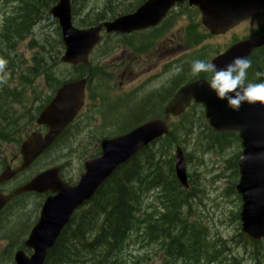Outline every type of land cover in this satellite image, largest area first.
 <instances>
[{"label": "water", "instance_id": "obj_1", "mask_svg": "<svg viewBox=\"0 0 264 264\" xmlns=\"http://www.w3.org/2000/svg\"><path fill=\"white\" fill-rule=\"evenodd\" d=\"M147 7L143 6L133 16L122 17L103 25L108 31L125 32L129 28L141 27L144 23L154 24L164 9L158 2ZM203 8L206 23L214 32H218L247 18L249 14L253 16L261 12L264 9V0H204ZM62 24L66 49L61 60L71 64L86 62L88 52L98 40L100 27L80 31L72 28L65 16ZM207 87L205 84H195L179 91L169 104L166 115L179 113L192 97L207 108L206 115L217 131L231 129L239 132L245 149L244 159L241 162L242 178L237 187V191L244 195V206L240 214L242 232L247 238L256 239L264 236V125H259L260 121L264 122V107L256 104L243 105L239 111H233L225 105L227 112L214 111L213 107L226 102L219 100ZM82 93L83 81L67 84L59 90L38 120L39 123L48 125L49 133L44 137L32 134L21 147V166L13 171H4L0 181L27 167L53 141L75 115L81 103ZM166 131V122L153 120L125 135L104 140L101 144V156L85 164V172L75 187L70 188L63 184L57 176L59 169L52 168L40 173L17 190L16 193L30 190L43 192L47 189L58 191V195L46 201L41 220L27 241V245L35 249L34 255L29 260L22 256V260L19 259L20 262L17 263L41 264L46 249L54 243L73 209L89 197L118 166ZM175 170L181 184L187 186L184 161L180 153L175 157ZM9 198L10 196L0 195V208Z\"/></svg>", "mask_w": 264, "mask_h": 264}, {"label": "rangeland", "instance_id": "obj_2", "mask_svg": "<svg viewBox=\"0 0 264 264\" xmlns=\"http://www.w3.org/2000/svg\"><path fill=\"white\" fill-rule=\"evenodd\" d=\"M102 3L104 5H102L101 10H98L92 0H72V11L77 20H84L86 18L93 19L96 17L98 11L101 14H105L107 12L110 1L102 0ZM20 6L21 0H0V24L3 26V31L0 32V41L9 47L15 40V29L11 30L9 27L6 30L4 29V25L7 22L10 23L16 21L15 17L17 16V13L15 12L17 7L19 8ZM180 23L181 22H178L176 26L171 29L172 37L177 34L176 29L179 27ZM32 25L33 22L29 27L31 28L35 26V24L33 26ZM255 25L257 26V22L253 25H247L240 28L236 30L235 33L240 35L242 32ZM54 28L55 25L52 23V20L48 18L38 22L34 29H31L25 34L29 33L35 35L34 42L36 44L39 41H43V44H45L44 41L46 39H48L49 42L53 40L54 34L52 30ZM229 38L230 36L216 37L212 39L209 38L204 42V45L207 46L206 50L208 52L210 50L217 51L220 47L227 44ZM155 45L159 50H163L174 47L175 42H160L159 40L152 42L149 48L145 51L152 58L150 63L153 61V50ZM45 46L46 49L48 46ZM98 53L99 52L95 54L94 59L97 58ZM174 54V52L165 53L164 58ZM119 58H122V56ZM164 58L157 61V63L164 61ZM52 64L53 63H49V66L53 70H56L57 66ZM151 66L155 67L157 64H153ZM117 74H119V77L117 76L118 78H115V81L119 82V86H116L115 89H118L121 93L132 91L141 85L138 75L122 77L121 72H117ZM131 78H135V81L131 82ZM122 81H124L123 84H121ZM0 85L6 87V84L1 80ZM125 107L127 108L128 105ZM109 114H115L118 116L117 118L119 121L124 124L131 121V118H128L122 110L115 112L112 111ZM138 114L139 113L134 114L133 117L138 116ZM193 123L195 125L194 131H200L197 126V119H193ZM127 127L128 126H125L120 129ZM110 130L111 128H107L103 132L99 128L97 130H93L91 137L88 138L91 142L90 144L87 143V152L89 153L90 149L94 145L95 139L101 133H108ZM5 149L6 153L12 151L11 146H5ZM212 150L218 151L217 148H213L210 151ZM233 151L234 148L231 147L222 153L209 154L201 164L196 165L195 160L193 162L194 166L192 167V172L197 175L193 176L194 182L192 186L194 189H201V191L197 192L196 195L202 200V203L200 205V200L197 201V197H193V199H188L191 203L186 204V206L192 210H196L194 206L197 205V213H200L204 217L203 222L208 229L212 230L211 235L207 236L206 233H199L193 231L192 229H188L186 221L182 219L179 214L180 207L171 206L172 200L169 196L170 194H166L162 189V191H160V189L154 187L147 188L146 190H143L141 194V197L146 201L141 204V214L139 215V220L119 250V264H153L159 256L164 258V264H225L219 261L224 260V253L218 259V254L223 248L224 251L230 254L235 261L239 260L242 256L244 260H242L240 264H264V253L262 248L254 245L251 246L239 239H234V242L228 240L229 245L227 246V244L220 239V236L228 238L234 232V224L231 220L230 213L236 211L238 206L237 201L234 199V194L227 191L232 173L227 169L228 167H226L225 162L231 157ZM65 154L66 151H63L62 153L57 150L51 153L49 158L45 160L42 158L40 164L36 166L37 170L42 168V165L48 162L53 163L54 161V164L66 163L67 165L63 170V176L67 179L75 181L81 172V167L84 162L83 157L85 155L81 154V150L79 149H77L74 153L67 155V157H65ZM10 158L11 156H9V159ZM27 174H29V171L23 173L14 181L9 183L5 186V189L9 190L15 188L18 183L25 180L24 177ZM167 190L169 192L168 187ZM162 192L163 205L160 209L161 204L159 202L157 203V201L161 198L160 194ZM150 196L155 197L157 201H149ZM157 209L160 210L159 213H157ZM35 218L36 214L30 218V221L33 222ZM212 237L213 241L211 240L212 242H210V238ZM193 241L196 243L195 249L200 248V250H195L194 247H189V244ZM174 242L176 244H174ZM5 244L6 243L2 241L1 247L3 248ZM228 248H233V250ZM3 264L13 263L11 260Z\"/></svg>", "mask_w": 264, "mask_h": 264}, {"label": "trees", "instance_id": "obj_3", "mask_svg": "<svg viewBox=\"0 0 264 264\" xmlns=\"http://www.w3.org/2000/svg\"><path fill=\"white\" fill-rule=\"evenodd\" d=\"M52 6L53 0H21V6L17 7L15 12L17 13L16 21L7 22V29L9 27L11 30L15 29L14 38L29 32L38 22L48 19L46 14ZM98 12L93 19L103 16ZM32 22L35 26L32 25L33 27L30 28ZM52 23L55 25L54 22ZM44 43L41 47L45 49V45L48 46L50 42L46 39ZM5 56L2 53V58ZM46 57L50 63L55 58L54 55H46ZM46 57L44 55L35 57L33 69H46L49 66ZM0 112L5 113L4 118H1L0 121V141L10 140L20 126V121L13 116L8 106L0 105ZM200 114L202 112L190 111L183 124L188 127L191 125L192 118L199 120ZM205 128L208 129L206 125ZM177 130L172 129L165 137L143 149L134 159L113 174L88 205L75 214L49 252L45 264H119V250L139 220L141 204L146 201L141 197V194L147 188L154 187L170 194L171 206L180 207L179 214L186 221L188 227L196 232L208 233L206 226L195 215V210L186 206L191 203L188 199H193L196 196L192 191L189 192L182 188L175 177L172 148L173 144L177 142ZM209 132L210 136L218 143L225 140L230 141L227 135L214 134L211 130ZM18 143L17 139L16 144ZM219 146H221L220 143ZM160 196L158 201L155 197L150 196L149 201L159 202L161 209L163 192ZM194 207L196 209L197 205ZM159 212L160 210L157 209V213ZM238 239L251 244L244 240L239 233L236 237V240ZM210 242L212 241L210 240ZM174 244L176 243L174 242ZM223 252L224 248L219 252L218 258ZM161 262L164 264L163 257Z\"/></svg>", "mask_w": 264, "mask_h": 264}, {"label": "clouds", "instance_id": "obj_4", "mask_svg": "<svg viewBox=\"0 0 264 264\" xmlns=\"http://www.w3.org/2000/svg\"><path fill=\"white\" fill-rule=\"evenodd\" d=\"M251 67V61L245 57H236L223 68H217L215 63L206 60L196 59L191 64V72L193 75L211 73L209 88L219 100L225 101L229 108L239 111L244 103L264 105V80L260 83L249 82L248 71ZM256 75L258 78L264 77V72H257ZM164 79L166 78L154 82V86L161 87Z\"/></svg>", "mask_w": 264, "mask_h": 264}, {"label": "flooded vegetation", "instance_id": "obj_5", "mask_svg": "<svg viewBox=\"0 0 264 264\" xmlns=\"http://www.w3.org/2000/svg\"><path fill=\"white\" fill-rule=\"evenodd\" d=\"M183 3L185 2L179 3V6H177V4L175 6V10H172L169 15L167 14L168 22L172 26L171 29L175 27L178 22H181L186 16H188V11L195 12V9L189 7L187 4L182 6L181 4ZM159 29L161 30L162 26ZM171 34L172 33H170V36L168 38H165L163 40L169 43L175 42L174 47L164 49L165 53H175V56L166 58V63L169 67V71L163 72L158 78L146 84V87H149L152 90L155 102L160 101V99L167 98L168 95L170 96L176 90V78L180 73L183 72L184 69L181 65L186 63L191 54L189 42L179 34V30H177V34L173 37L171 36ZM155 38H157V36H155ZM158 39L160 40V36H158ZM127 57L128 63H130L133 68L145 65L146 59L134 58L131 56ZM249 58L251 64L255 67L258 72H260L262 70L260 66L264 65V47L254 50L249 56ZM162 78H166L163 81V85L159 88H156L154 86V82L161 81Z\"/></svg>", "mask_w": 264, "mask_h": 264}, {"label": "bare ground", "instance_id": "obj_6", "mask_svg": "<svg viewBox=\"0 0 264 264\" xmlns=\"http://www.w3.org/2000/svg\"><path fill=\"white\" fill-rule=\"evenodd\" d=\"M69 8H70V10L72 11V0H70V6H69ZM53 10V6L47 11V14H49L51 11ZM73 12V11H72ZM51 20V19H50ZM52 22H54L53 20H52ZM4 29H6L7 30V25L5 24L4 25ZM56 65V64H55ZM2 121H4L3 119H2ZM4 132V131H3ZM27 214V215H26ZM24 218H27L28 217V213L25 211L24 212ZM125 218V217H124ZM125 220V219H124ZM96 222V221H95ZM184 228V227H183ZM188 229H190L189 227H188ZM185 231V230H184ZM199 233H201V232H199ZM196 246V243L193 241L192 243H190L189 244V247L190 248H193V247H195ZM195 250H200V248H198V249H195Z\"/></svg>", "mask_w": 264, "mask_h": 264}]
</instances>
